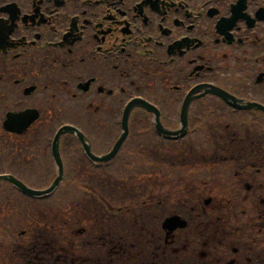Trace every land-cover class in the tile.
I'll return each instance as SVG.
<instances>
[{
    "label": "flooded vegetation",
    "instance_id": "flooded-vegetation-1",
    "mask_svg": "<svg viewBox=\"0 0 264 264\" xmlns=\"http://www.w3.org/2000/svg\"><path fill=\"white\" fill-rule=\"evenodd\" d=\"M203 86L252 108L236 110ZM190 96L188 131L199 130L178 141L208 136L222 145L179 157L157 147L152 160L198 167L190 178L204 184L212 178L220 187H187L192 193L232 196L184 205L183 229L151 235V262L264 264V0H0V141H53L69 113L85 118L70 125L101 157L120 138L132 99L155 106L161 123L176 130ZM28 110L40 118L25 133L5 130L7 114ZM153 118L136 108L131 124L155 129ZM101 141H107L103 151ZM61 148L65 177L105 175L79 169L80 156L68 169L67 154L82 152L75 136L66 135ZM220 162L231 168L213 169ZM56 175L54 168L36 176ZM231 207L245 209L241 216L218 215Z\"/></svg>",
    "mask_w": 264,
    "mask_h": 264
},
{
    "label": "trees",
    "instance_id": "trees-1",
    "mask_svg": "<svg viewBox=\"0 0 264 264\" xmlns=\"http://www.w3.org/2000/svg\"><path fill=\"white\" fill-rule=\"evenodd\" d=\"M83 183L88 182L83 181ZM101 188L109 190L117 201H122L119 196L121 190L131 192L132 200L128 204L132 209H129L128 214L118 215V219L111 217L112 214L109 217L104 212V207L108 205L113 207V201L108 202L99 191H91L92 194L89 195L84 194L85 198L77 202L75 207L56 208L55 205H50L44 208L40 223L35 230V241L40 240L43 244L46 264H73L75 250L77 252L75 264H138L134 248L137 218L133 206L149 200L151 195L146 194L145 189L139 190L132 179L128 183L118 181L106 183L102 180ZM106 238L107 241L112 242L115 251L120 252V255L113 253L107 262L105 259L103 261L102 254L103 242ZM74 239L77 242L76 247L73 245ZM14 252L18 251L14 250Z\"/></svg>",
    "mask_w": 264,
    "mask_h": 264
},
{
    "label": "rangeland",
    "instance_id": "rangeland-1",
    "mask_svg": "<svg viewBox=\"0 0 264 264\" xmlns=\"http://www.w3.org/2000/svg\"><path fill=\"white\" fill-rule=\"evenodd\" d=\"M178 107H179V105L177 106V108ZM176 109H175V113L176 112L178 113V109L177 110ZM174 115H176V114H174ZM132 142L133 141H131L130 143H132ZM130 143H129L128 147L132 150V148H133L132 144L133 143L132 144H130ZM23 146H24V144H23ZM23 146L19 143H14L13 141H12V143L8 142L7 144H3L1 142V144H0V175L1 174H12V175L15 174V176L20 177L19 179L21 181H23L24 183H26L27 185H29L30 187H33L36 189H45L46 187L49 186V184L55 178H52V177L44 178V177L35 176V171L39 170V168L33 169L32 172H26L25 170H21V169H24L23 165L26 161V157L32 156L35 154V152H34L35 150L33 151L32 148H30L29 150H26L23 148ZM99 147L101 148L102 151L104 150V148L106 149L108 147L107 141H101V143L99 144ZM16 149L18 150V152L16 151ZM164 150L172 152V154L175 157H179V156L185 154L184 152H186L185 149L173 148L171 146L164 148ZM155 151H157V146L148 147V152L154 153ZM219 153H221V152H219ZM29 159H32V158L29 157ZM130 160L131 161H126L127 167L133 164L132 161H134V158H132ZM43 165H45V166L48 165L49 167H53L51 160L44 162ZM29 166L31 168L35 167L34 164H30ZM65 180L66 181L63 183V186L61 187L62 190L60 191L61 193H59V197L64 195V194L65 195L68 194L67 195L68 200L66 197H63L60 199V201L57 200V202L66 203L68 205L71 202L75 201V199L79 198L81 196L80 190H78L75 187V185H77L78 182H80V184H83V181L88 182L87 184H83V185L91 187L93 189L94 188L98 189V191L101 192L105 197H107L108 200L113 201V205L128 204L132 200L131 192H123L121 190L119 192V196H120V199L122 201H117L115 198H113L111 196L109 190H105V189L103 190L101 188V181H102L101 178L73 177V178H66ZM137 183H139V182H137ZM177 185L178 184H174V186H177ZM106 186H108V185H106ZM106 186H103V188H106ZM154 191H155V189H154ZM0 192L5 193L2 196L3 198L0 200L1 201L0 202V210H1L0 212H5L6 210L11 209L12 207H17V208L21 209L22 204L25 201H27L24 198L20 199V197L18 195H16V193L13 192L10 187H7L5 185L0 186ZM6 193H9V194H6ZM31 207H32L31 202H29V204H28L29 214H32L36 211V209L32 211ZM14 228H16V232H18V233L23 230L21 224H19V225L15 224ZM4 232H5L4 223H0V236H3ZM3 239H4L3 237H0V241H2Z\"/></svg>",
    "mask_w": 264,
    "mask_h": 264
},
{
    "label": "water",
    "instance_id": "water-1",
    "mask_svg": "<svg viewBox=\"0 0 264 264\" xmlns=\"http://www.w3.org/2000/svg\"><path fill=\"white\" fill-rule=\"evenodd\" d=\"M214 92V91H213ZM215 94L224 97L225 99H227V101L232 104L233 106L236 107H243L245 108L246 106H243V102H239L236 99H234L233 97H230L224 93H222L221 91H215ZM136 102H133L129 105V107L126 110V119H127V115L130 112L131 108L133 106H135ZM141 103H139L140 105ZM189 104V99L187 100L184 109H183V114H182V124L185 125V119H186V113H187V106ZM248 106V105H247ZM148 109L150 111H154L152 110L150 107H148ZM35 113H29L28 114H18V115H12L11 116V120L14 118H16L17 121H21L24 125L23 130L26 129L27 126L30 125V123L36 118V116L34 115ZM35 116V117H34ZM29 117V119H28ZM10 120V121H11ZM158 129L160 131L161 134L165 135V136H169V133L167 131H165L160 125H158ZM182 132V131H180ZM65 133H71V134H77L78 137L81 139V141L83 142V144H85L84 146L86 147L87 152L90 154L89 148L86 145V139L84 138V136L79 133L76 129L70 128V127H65L63 128L58 134L57 137L53 143V154H54V159L57 163L58 169H59V176L56 178V180L54 181V183L50 186V188L43 190V191H38V190H34L31 189L29 187H27L25 184H23L22 182H20L19 180H17L16 178L12 177V176H0V182L4 181V182H8L10 184H12L13 186H15L21 193H23L24 195L31 197V198H36V199H45L50 197L54 191L57 189V187L60 185L63 177V168H62V162H61V158L59 155V143L61 140V137L65 134ZM125 138V135L122 137L121 141H119V143L117 144L113 154H115V152L118 150L120 144L123 142V139ZM111 157V156H110ZM108 157V158H110ZM106 158V160L108 159ZM179 218H173V219H169L165 222L164 227L165 228H170V226H173L175 224H177L179 222Z\"/></svg>",
    "mask_w": 264,
    "mask_h": 264
}]
</instances>
